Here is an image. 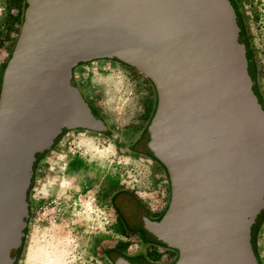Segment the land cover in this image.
I'll return each instance as SVG.
<instances>
[{
	"label": "water",
	"instance_id": "obj_1",
	"mask_svg": "<svg viewBox=\"0 0 264 264\" xmlns=\"http://www.w3.org/2000/svg\"><path fill=\"white\" fill-rule=\"evenodd\" d=\"M91 59L153 89L145 148L168 198L141 222L176 252L170 264H260L251 227L264 214V101L232 0H24L0 77V264L18 262L38 159L66 131L107 132L72 75Z\"/></svg>",
	"mask_w": 264,
	"mask_h": 264
},
{
	"label": "rangeland",
	"instance_id": "obj_2",
	"mask_svg": "<svg viewBox=\"0 0 264 264\" xmlns=\"http://www.w3.org/2000/svg\"><path fill=\"white\" fill-rule=\"evenodd\" d=\"M233 1L255 69L254 84L264 101V0ZM23 4L0 0V77L18 34ZM72 75L79 88L96 97L107 132H70L58 154L35 164L29 218L16 264H111L104 251L115 247L129 254L136 238L125 234L115 220L109 196L127 190L150 213L166 206V175L142 153L155 104L149 82L108 59L79 63ZM139 140L142 144L133 147ZM262 214L253 225L254 254L260 264H264ZM28 248L32 257L27 261Z\"/></svg>",
	"mask_w": 264,
	"mask_h": 264
},
{
	"label": "flooded vegetation",
	"instance_id": "obj_3",
	"mask_svg": "<svg viewBox=\"0 0 264 264\" xmlns=\"http://www.w3.org/2000/svg\"><path fill=\"white\" fill-rule=\"evenodd\" d=\"M77 88L82 98L87 103V106L93 117L101 124L106 126V122L102 116V112L100 110V107L98 106V101L96 97L85 92L78 86ZM75 131H66L65 133H63L59 137V139L51 147H49V149L38 159L36 163H39L43 159L50 158L53 154H58V152L60 151L59 149L65 140V137L70 132ZM141 144V140H139L137 144L134 143L132 145L133 147H135ZM142 148V153L147 154L148 151L145 149L144 143L142 145ZM163 172L165 173L164 170ZM109 206L111 208L115 220L118 221L123 232L129 236H133L136 238V245L134 246L133 250L130 251L129 254L118 250V248L109 247L104 251V256L107 259L110 258V255L112 253H119L125 258L137 260L145 264H170L175 260L176 252L173 249H170L155 242L153 238L142 227V218H146L150 221H156L161 216L163 210H157L155 213H150L147 210V207L143 206L142 203L136 197H134L131 192L127 190H118L116 192H113L109 196Z\"/></svg>",
	"mask_w": 264,
	"mask_h": 264
},
{
	"label": "trees",
	"instance_id": "obj_4",
	"mask_svg": "<svg viewBox=\"0 0 264 264\" xmlns=\"http://www.w3.org/2000/svg\"><path fill=\"white\" fill-rule=\"evenodd\" d=\"M23 3H24V0H23ZM127 67V66H126ZM129 68V67H128ZM252 69H253V71L255 70L254 69V66L252 65ZM254 73V72H253ZM254 75V74H253ZM146 149V148H145ZM147 150V149H146ZM148 151V150H147ZM146 151V152H147ZM147 155L153 160V161H155L156 162V160L151 156V154L148 152L147 153ZM255 229H256V226H252L251 227V238H252V242H253V246H254V234H255Z\"/></svg>",
	"mask_w": 264,
	"mask_h": 264
},
{
	"label": "bare ground",
	"instance_id": "obj_5",
	"mask_svg": "<svg viewBox=\"0 0 264 264\" xmlns=\"http://www.w3.org/2000/svg\"><path fill=\"white\" fill-rule=\"evenodd\" d=\"M32 257V252H31V249H27V252H26V258H27V261Z\"/></svg>",
	"mask_w": 264,
	"mask_h": 264
}]
</instances>
